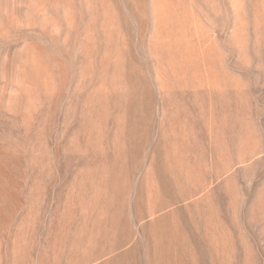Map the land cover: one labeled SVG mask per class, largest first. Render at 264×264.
I'll list each match as a JSON object with an SVG mask.
<instances>
[{
    "label": "rangeland",
    "instance_id": "1",
    "mask_svg": "<svg viewBox=\"0 0 264 264\" xmlns=\"http://www.w3.org/2000/svg\"><path fill=\"white\" fill-rule=\"evenodd\" d=\"M0 264H264V0H0Z\"/></svg>",
    "mask_w": 264,
    "mask_h": 264
}]
</instances>
